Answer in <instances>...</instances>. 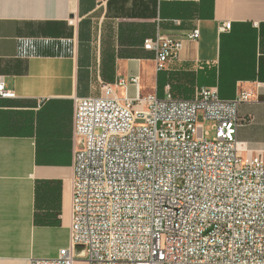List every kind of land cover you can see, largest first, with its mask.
Instances as JSON below:
<instances>
[{
	"label": "crops",
	"instance_id": "0c3cea01",
	"mask_svg": "<svg viewBox=\"0 0 264 264\" xmlns=\"http://www.w3.org/2000/svg\"><path fill=\"white\" fill-rule=\"evenodd\" d=\"M157 33L183 39L161 71L142 47ZM0 75L15 93L0 98V264L69 245L73 100L104 83L137 77L114 87L118 98L245 90L236 138L264 158V0H0Z\"/></svg>",
	"mask_w": 264,
	"mask_h": 264
},
{
	"label": "built area",
	"instance_id": "2783aa9c",
	"mask_svg": "<svg viewBox=\"0 0 264 264\" xmlns=\"http://www.w3.org/2000/svg\"><path fill=\"white\" fill-rule=\"evenodd\" d=\"M182 40L157 33L142 47L161 71ZM128 83L137 77L74 98L69 245L30 264H264V159L236 138L249 93L223 99L202 86L189 98H118L114 87ZM13 97L0 75V98Z\"/></svg>",
	"mask_w": 264,
	"mask_h": 264
},
{
	"label": "rangeland",
	"instance_id": "374dc122",
	"mask_svg": "<svg viewBox=\"0 0 264 264\" xmlns=\"http://www.w3.org/2000/svg\"><path fill=\"white\" fill-rule=\"evenodd\" d=\"M240 112H238V114H239ZM240 115V114H239ZM204 131H206L207 132V135H206V137L208 138V139H211L212 137H213V134H214V131H213V129H212V122L211 121H207V122H204ZM264 159V158H263ZM78 256V255H77ZM81 259H83V257L81 258ZM75 264H86V262H84V261H76L75 262Z\"/></svg>",
	"mask_w": 264,
	"mask_h": 264
}]
</instances>
